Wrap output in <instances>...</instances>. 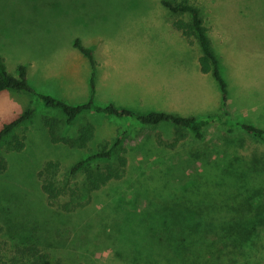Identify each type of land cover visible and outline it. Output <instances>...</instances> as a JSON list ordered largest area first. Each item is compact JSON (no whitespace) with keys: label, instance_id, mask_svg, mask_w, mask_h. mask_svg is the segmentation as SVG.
Wrapping results in <instances>:
<instances>
[{"label":"rangeland","instance_id":"obj_1","mask_svg":"<svg viewBox=\"0 0 264 264\" xmlns=\"http://www.w3.org/2000/svg\"><path fill=\"white\" fill-rule=\"evenodd\" d=\"M186 1L200 7L208 27L229 84L228 111L264 127V0ZM162 2L0 0V56L13 74L27 64L38 91L85 103L91 97L92 64L75 45L80 39L94 49L97 60V103L114 102L140 113L223 114L220 86L212 72L200 68V42H189L174 26L176 19L191 15L177 14ZM28 108L34 109L32 116L16 130L27 135L24 149L15 150L8 141L1 148L8 168L0 173V224L5 228L0 243L8 241V259L17 245L36 244L57 264H187L179 247L172 251L166 245L151 256L145 252L159 236L168 237L173 224L182 228L169 208L176 195L209 176L233 192L242 189L253 206L234 236L208 224V235L198 237L202 247L211 249L205 264H264V140L215 122L203 139L188 131L172 147L176 129L170 123L144 125L91 111L62 134L78 138V130L91 124L87 146L65 145L51 140L44 120L46 115L65 120L63 111L45 105L35 93L16 90L0 92V130ZM124 131L118 153L126 154L128 164L122 178L88 200L83 196L84 205L74 210L50 203L38 176L46 161H60L64 176ZM242 172H249L251 181H244ZM220 199L209 212L223 217L231 208ZM191 212L189 224L203 226L199 212Z\"/></svg>","mask_w":264,"mask_h":264},{"label":"trees","instance_id":"obj_2","mask_svg":"<svg viewBox=\"0 0 264 264\" xmlns=\"http://www.w3.org/2000/svg\"><path fill=\"white\" fill-rule=\"evenodd\" d=\"M162 3L177 14L189 13L191 15V18L188 20L183 17L176 19L174 26L182 32L189 42L193 43L195 39H198L200 42L202 47V54L199 57L200 68L203 73L212 72L214 78L217 80L223 96V114L181 115L164 110H151L147 113H140L132 108L118 106L114 102L105 105L97 103L94 99L97 60L94 55V49L84 44L80 39H76L75 45L90 59L92 64L90 77L91 97L87 102L72 103L52 93L38 91L30 81L27 64L21 63L18 67V74H13L8 70L2 56H0V92L4 90L32 92L37 94L45 105L63 111L66 115L65 120L60 115L44 116L45 126L52 141L70 146H87L90 139L89 131L92 127L91 124L86 128L78 130V138H75V136L70 137L69 133L66 135L62 134L64 130L68 132V127L73 125L82 114L91 111L125 117L144 125L170 123L176 129L174 141L171 143L172 147L177 146L180 141L187 137L188 131L192 132L197 138L203 139L206 135L207 127L215 122H219L221 125L227 127L230 132L240 129L264 140V127L248 119H237L227 109L229 84L223 74L220 60L212 47L208 27L205 25L200 7L186 0L180 2L163 0ZM33 112V108H28L19 116L5 123L1 128L0 173L8 168V160L1 153L3 141H8L9 145L15 150L24 149L27 135L19 134L16 130L32 116ZM126 136L127 132L124 131L111 146L104 145L102 149L77 161L67 170L64 176H60V161L53 159L46 161L39 169L38 176L42 190L50 203L58 205L64 210H74L84 205L85 201H81L80 198L88 195V200L94 191L102 188L114 179L122 178L126 172L128 158L125 153L118 152L123 147ZM115 154H117L116 157L114 156ZM242 173V177L246 176V179L243 178L244 181H251L249 180L251 176L249 172ZM80 177H82L81 181ZM200 180L182 196L181 194L176 195V200L169 206V208H173L179 214L178 216L172 212L182 228H177V230L173 224L170 233L167 234L168 237L164 235L161 237V235L159 238H156L152 248L145 252L147 255L151 256L155 251L160 253L162 252V248L167 245L166 248L172 251L175 247H179L183 253L185 263L205 264L206 261H210L206 254L211 253V249L209 247H202L198 237L200 238L201 234L208 235V224L211 226V223H213L215 228H212L217 230L218 233H231L232 236L239 233L242 229L241 225L247 220V213L253 206L250 196L243 193L242 189L237 188V191L233 192L224 184H214L211 182L209 176H202ZM210 191L211 196L209 195ZM214 194L218 196L214 197ZM218 198H221L220 203L226 199V204L231 208V213L225 211L223 217H218L209 212L210 205ZM193 210H197L201 217H203V226L200 224L198 226L189 224V216L194 215L191 212ZM227 226L230 228H226ZM4 230L5 228L0 224V233ZM227 230L230 231L227 232ZM1 241L0 264H57L52 254L43 252L36 244L17 245L16 249L12 250V257L8 259L5 255V252H11L8 241Z\"/></svg>","mask_w":264,"mask_h":264}]
</instances>
